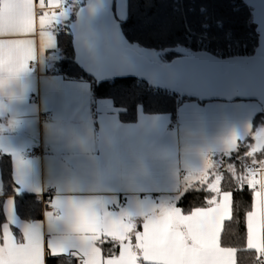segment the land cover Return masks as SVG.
Segmentation results:
<instances>
[{
  "label": "crops",
  "instance_id": "obj_1",
  "mask_svg": "<svg viewBox=\"0 0 264 264\" xmlns=\"http://www.w3.org/2000/svg\"><path fill=\"white\" fill-rule=\"evenodd\" d=\"M10 3L0 0V18ZM124 7L125 16L126 3ZM115 9L116 0V15ZM54 37V47L20 79L0 71V151L10 157L16 186L15 193L4 200L15 195L37 196L47 189L53 190L51 196L56 199L103 201L110 211L167 200L178 180L201 166L204 154L216 152L232 134L243 139L239 124L247 122L251 129L253 117L262 112L254 100H184L174 117L146 114L138 108L134 122H120L110 98L92 100L90 82L83 76L54 71ZM35 39L38 48V35ZM32 147L39 148L38 155L25 157ZM17 160L27 163L23 184L13 170ZM1 187L0 177V197ZM46 212L41 210V218L34 220L42 222L45 241L49 239ZM14 214L21 222L27 221L17 214L15 200ZM49 256L45 244V259Z\"/></svg>",
  "mask_w": 264,
  "mask_h": 264
},
{
  "label": "snow or ice",
  "instance_id": "obj_2",
  "mask_svg": "<svg viewBox=\"0 0 264 264\" xmlns=\"http://www.w3.org/2000/svg\"><path fill=\"white\" fill-rule=\"evenodd\" d=\"M66 7L65 0H38V5L36 0H11L7 14L0 18V71L20 79L43 58L54 47L53 29ZM257 154L264 157V125L255 131L246 126L243 140L232 134L216 152L204 154L201 166L183 175L167 200L110 211L99 200L53 197L52 210L45 213L47 241L42 222H21L14 214L13 197H7L0 204L4 217L0 264H46L45 244L51 257L65 258L61 264H237L238 249L223 246L221 240L224 222L233 219L235 208L234 192L222 191L221 166L236 191H250V204L242 205L246 249L254 250L257 264H264V158ZM217 155L228 162L213 159ZM26 167L23 160L14 165L21 184ZM209 170H213L211 182ZM193 180L206 184L213 195L206 198L207 206L193 207L186 214L178 203Z\"/></svg>",
  "mask_w": 264,
  "mask_h": 264
},
{
  "label": "trees",
  "instance_id": "obj_3",
  "mask_svg": "<svg viewBox=\"0 0 264 264\" xmlns=\"http://www.w3.org/2000/svg\"><path fill=\"white\" fill-rule=\"evenodd\" d=\"M83 0H73L64 22L56 26H65L74 19V14ZM126 15L120 21L122 32L130 43L158 51L162 60H170L176 56L173 48L184 46L192 50H206L216 54L218 49L239 46L240 50L228 56L250 55L257 45V34L251 24V9L242 0H126ZM114 11V6H113ZM116 16V15H115ZM189 34V38L186 36ZM201 36L204 45L196 44L197 36ZM213 39V40H212ZM56 60L53 63L54 71L67 76H83L90 82L92 100L110 98L117 108L120 122L131 123L137 118V110L141 108L146 114L165 113L175 116L178 104L184 100H197L184 97L175 100L177 94L162 89L154 90L146 82L135 78L115 79L109 82L96 84L95 80L88 77L74 62V52L71 34L56 36ZM251 130L255 131L264 125L263 112L257 113L252 119ZM243 140V139H242ZM243 149H241L242 154ZM234 153L232 160H235ZM258 158L261 157L257 154ZM227 158L219 157L217 160ZM224 174L221 183L222 191L234 192V215L232 220H226L222 229V245L238 249L236 254L237 264H255L254 250L246 249V228L243 220L244 207L250 204V191H236L234 182L230 181L229 174L224 167L219 169ZM239 170V165H238ZM209 181L212 177L209 170ZM0 177L1 192L0 204L6 195L15 193L13 184L11 162L8 155L0 151ZM207 185L199 181L190 184L189 190L184 193L178 206L185 213L193 207L207 206L206 198H211L212 193L206 190ZM199 189V190H198ZM15 209L24 220L34 221L41 218L40 202L35 195H15ZM0 211V221L3 220ZM140 226L138 225V230ZM134 242V237H133ZM118 254V249L116 250ZM65 258L47 257L46 264H61Z\"/></svg>",
  "mask_w": 264,
  "mask_h": 264
},
{
  "label": "water",
  "instance_id": "obj_4",
  "mask_svg": "<svg viewBox=\"0 0 264 264\" xmlns=\"http://www.w3.org/2000/svg\"><path fill=\"white\" fill-rule=\"evenodd\" d=\"M251 9L257 45L250 55L219 57L184 46L160 53L130 43L113 11L114 0H83L69 24L74 62L96 84L135 78L199 102L257 101L264 115V0H242Z\"/></svg>",
  "mask_w": 264,
  "mask_h": 264
},
{
  "label": "built area",
  "instance_id": "obj_5",
  "mask_svg": "<svg viewBox=\"0 0 264 264\" xmlns=\"http://www.w3.org/2000/svg\"><path fill=\"white\" fill-rule=\"evenodd\" d=\"M65 3L67 5V7H66V12H67L68 9L73 4V0H65ZM53 32H54V36H57V35H60V34H68V33H71L70 32V29L68 27H65V26L55 27L53 29ZM186 38H189V34L186 36ZM196 44L199 45V46H202V45L205 44L203 38L200 35L197 36ZM236 50H240V47L238 45L237 46H233V47H227L226 49H218V50H216L217 55L216 54L215 55L216 56H219V57H228V55L230 53H233ZM154 90L157 91L158 88H154ZM175 100L178 101L179 100V97L176 96L175 97ZM47 114H49V112H47ZM38 153H39V148L38 147H32L28 152L25 153L24 156L25 157H29V158L30 157H35V155H38ZM52 194H53V190L52 189H47L43 193H41L40 195H37L36 196V199L41 204V210L42 211H45L46 212V211H51L52 210L51 207H50L51 203L53 202L52 201V196H51ZM123 206L124 205L122 203H119L118 204V207H120V208H123ZM255 263L257 264V261L256 260H255Z\"/></svg>",
  "mask_w": 264,
  "mask_h": 264
},
{
  "label": "rangeland",
  "instance_id": "obj_6",
  "mask_svg": "<svg viewBox=\"0 0 264 264\" xmlns=\"http://www.w3.org/2000/svg\"><path fill=\"white\" fill-rule=\"evenodd\" d=\"M124 2H125V0H116V9H115L116 11L115 12H116V15H117L118 19H121L124 16V9H125V7H124L125 3ZM252 28L254 29V25L253 24H252ZM52 57L54 59H56L57 55L55 54ZM243 101H248V100H243ZM239 125H240V127H238V128H241V129H245L246 126L250 127V124L247 123V122L240 123Z\"/></svg>",
  "mask_w": 264,
  "mask_h": 264
}]
</instances>
